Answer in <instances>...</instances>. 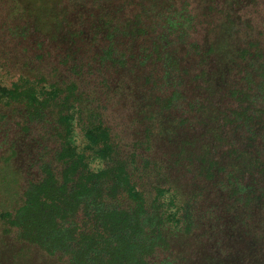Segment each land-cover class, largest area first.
<instances>
[{
  "label": "rangeland",
  "instance_id": "obj_1",
  "mask_svg": "<svg viewBox=\"0 0 264 264\" xmlns=\"http://www.w3.org/2000/svg\"><path fill=\"white\" fill-rule=\"evenodd\" d=\"M153 1L164 2L185 30L170 39L179 62L171 85L159 79L154 48V58L133 63L149 47L146 37L111 40L124 66L100 60L118 21H135L149 0H0V87L30 82L48 93L74 83V96L101 113L123 156L138 154L137 184L151 196L162 191L167 220L170 247L153 264H226L235 256L243 259L237 264H264V175L255 162L264 161V143L245 134L235 111L249 102L234 94L253 71L242 51L256 44L264 53V0ZM143 23L150 24L145 16ZM0 94V264H69L25 240L9 220L56 156L54 117L32 121L23 101ZM254 104L264 108L262 99ZM86 117L73 122L82 147Z\"/></svg>",
  "mask_w": 264,
  "mask_h": 264
},
{
  "label": "trees",
  "instance_id": "obj_2",
  "mask_svg": "<svg viewBox=\"0 0 264 264\" xmlns=\"http://www.w3.org/2000/svg\"><path fill=\"white\" fill-rule=\"evenodd\" d=\"M149 1L151 6L139 11L135 21L129 19L125 24L118 21L108 35L109 45L100 60L101 63L111 62L116 68L120 64L122 67L125 61L116 58L111 40L120 33L122 36L131 34L133 38L146 37L149 47L142 48L132 61L140 63L146 57L154 58V53H149V49L154 48L159 62L153 64L160 63L159 79L169 86L174 68L179 66L178 59L169 51L170 39L185 30L179 21H170L164 2ZM144 16L149 25L143 23ZM263 54L256 44L242 51V55L254 62V68L242 79L243 88L234 92L240 93L242 101L249 102L247 107L236 110L235 116L243 121L245 134L253 143H264V132L259 133L264 130V108L254 104L258 99L264 101V63H260L264 60ZM152 76L147 80L151 82ZM76 89L74 83L65 87L53 85L48 93L38 92L30 82L13 90L0 87L7 98L15 95L14 98L23 101L32 121L47 123L53 116L58 142L55 158L45 164L43 178L30 185L15 215H9L10 224L25 240L49 254L67 257L69 264H153L151 257L170 247L167 220L161 209L162 191L151 196L140 189L138 154L123 156L121 145L113 139L111 128L102 120L101 113L96 108H84L87 102L74 96ZM178 96L175 93L172 98L168 97V106ZM70 106L71 113L67 111ZM85 113L87 126L82 147L73 138V122L76 115L83 117ZM262 160L256 158L255 162L264 175ZM162 180L169 179L165 176ZM249 197L246 203L251 202ZM238 262L243 259L235 256V262L226 264ZM160 264L168 263L163 260Z\"/></svg>",
  "mask_w": 264,
  "mask_h": 264
}]
</instances>
